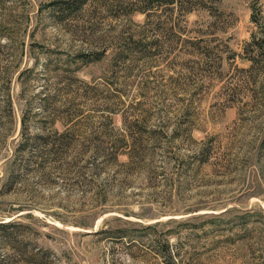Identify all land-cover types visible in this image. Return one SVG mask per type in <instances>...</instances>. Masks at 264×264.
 Wrapping results in <instances>:
<instances>
[{
	"label": "rangeland",
	"instance_id": "obj_1",
	"mask_svg": "<svg viewBox=\"0 0 264 264\" xmlns=\"http://www.w3.org/2000/svg\"><path fill=\"white\" fill-rule=\"evenodd\" d=\"M0 221L32 264H264V0H0Z\"/></svg>",
	"mask_w": 264,
	"mask_h": 264
},
{
	"label": "trees",
	"instance_id": "obj_2",
	"mask_svg": "<svg viewBox=\"0 0 264 264\" xmlns=\"http://www.w3.org/2000/svg\"><path fill=\"white\" fill-rule=\"evenodd\" d=\"M23 140L20 144L21 150L28 145V140ZM20 225L16 221H0V244L12 249V255L0 256V264H32L33 260L39 261L40 258L36 254L28 256L26 243L20 236Z\"/></svg>",
	"mask_w": 264,
	"mask_h": 264
}]
</instances>
